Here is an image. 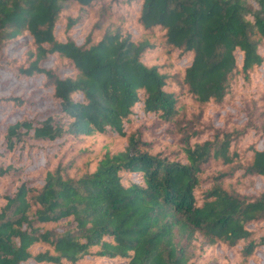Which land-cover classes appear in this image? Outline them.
<instances>
[{"label":"trees","instance_id":"16d2710c","mask_svg":"<svg viewBox=\"0 0 264 264\" xmlns=\"http://www.w3.org/2000/svg\"><path fill=\"white\" fill-rule=\"evenodd\" d=\"M262 254L264 0H0V264Z\"/></svg>","mask_w":264,"mask_h":264},{"label":"rangeland","instance_id":"374dc122","mask_svg":"<svg viewBox=\"0 0 264 264\" xmlns=\"http://www.w3.org/2000/svg\"><path fill=\"white\" fill-rule=\"evenodd\" d=\"M175 124H173V129L175 128H178V123L177 121H174ZM167 129L169 130V126H167ZM251 263L252 264H264V254L260 255L258 257V259L255 261V260H251Z\"/></svg>","mask_w":264,"mask_h":264}]
</instances>
